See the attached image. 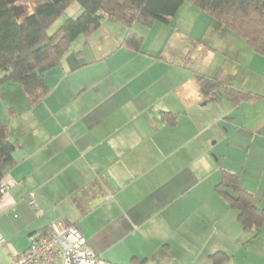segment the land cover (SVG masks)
<instances>
[{"label": "crops", "instance_id": "crops-1", "mask_svg": "<svg viewBox=\"0 0 264 264\" xmlns=\"http://www.w3.org/2000/svg\"><path fill=\"white\" fill-rule=\"evenodd\" d=\"M184 7L169 23L134 24L139 51L105 17L46 72L51 90L33 105L17 83L0 86V122L20 145L3 179L0 264L56 223L77 226L100 264H214L219 251L222 264H261L250 249L264 254V225L244 229L216 186L223 169L238 173L264 209V73L225 59L220 79L255 97L211 98L190 61ZM80 12L75 2L67 15Z\"/></svg>", "mask_w": 264, "mask_h": 264}, {"label": "trees", "instance_id": "trees-1", "mask_svg": "<svg viewBox=\"0 0 264 264\" xmlns=\"http://www.w3.org/2000/svg\"><path fill=\"white\" fill-rule=\"evenodd\" d=\"M75 2L81 12L77 17L67 15L62 19ZM185 3L239 35L250 49L264 57V0H0V86L17 83L33 105L51 90L46 72L59 66L74 42L87 38L105 17L124 24L127 32L121 44L139 51L144 37L133 30L134 24L151 27L157 21L169 23ZM197 77L211 98H217L219 91L233 104L255 97L252 92L220 79L219 74ZM177 118L171 112L163 114L171 126ZM19 148L18 141L10 138L9 125L0 122V199L5 189L3 179L16 165L15 152ZM239 181L238 173L223 169L216 190L238 212L244 229H259L264 225V209L257 207L254 195L242 188ZM211 259L214 264H222L229 256L219 251Z\"/></svg>", "mask_w": 264, "mask_h": 264}, {"label": "rangeland", "instance_id": "rangeland-1", "mask_svg": "<svg viewBox=\"0 0 264 264\" xmlns=\"http://www.w3.org/2000/svg\"><path fill=\"white\" fill-rule=\"evenodd\" d=\"M184 8H187L186 10H188V15L183 17V21L187 22V29L190 31V36L188 35L186 43L189 46V53H191L189 56L193 68L199 69L207 76L215 75L221 71L219 68L223 67V61L228 59V67L226 69L229 68L231 63H235L236 65L245 64L260 69L264 73V57L259 54L257 55L256 52L250 49L239 35L221 27L206 13L196 9L189 3H185ZM188 8L192 9L190 10ZM192 10H194V12ZM66 16L67 13L62 16V19ZM62 19L59 20V25ZM55 26H53L51 30H53ZM219 29L223 31H220ZM213 48L215 50H212ZM201 49H204V51H200ZM213 51L217 54L215 59H212L211 52ZM250 252L253 253L251 257L252 260L257 258L260 260L261 264H264L263 253L258 255L257 252L259 251L256 247H252Z\"/></svg>", "mask_w": 264, "mask_h": 264}, {"label": "built area", "instance_id": "built-area-1", "mask_svg": "<svg viewBox=\"0 0 264 264\" xmlns=\"http://www.w3.org/2000/svg\"><path fill=\"white\" fill-rule=\"evenodd\" d=\"M35 206V201L30 200ZM4 237L0 232V247ZM100 264L102 259L88 245L81 230L71 224H52L46 231L30 236L26 250L11 256L8 264Z\"/></svg>", "mask_w": 264, "mask_h": 264}]
</instances>
